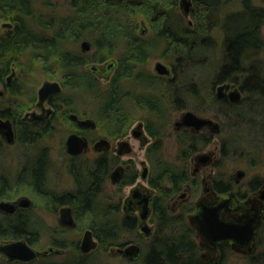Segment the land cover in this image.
Segmentation results:
<instances>
[{"label":"trees","instance_id":"trees-1","mask_svg":"<svg viewBox=\"0 0 264 264\" xmlns=\"http://www.w3.org/2000/svg\"><path fill=\"white\" fill-rule=\"evenodd\" d=\"M35 2L0 0V18L8 16L18 20L11 37H3L0 32V59L5 60V55L15 58L22 50L31 52L28 59H40L45 66L57 68L63 77V91H68H62L59 97L67 100V112H79L74 107L75 93L89 94L95 102L99 125L111 135L126 132L137 115L135 110L146 109L150 115L146 121L147 130L155 138L147 150V157L157 168L155 183L163 197L160 198L161 207L157 208L155 215L156 235L145 250L141 264H204L194 252L191 234L186 233L185 219L171 218L163 206L166 196L181 189L182 182L186 180V171L163 157V140L167 135L168 123L165 117L162 118L165 114L161 110V101L164 103L165 98L169 99L176 110L188 107L185 104L188 100L200 101L196 69L199 70L207 60V56L200 55L209 47V32L215 24L214 16L220 0H196L197 10L193 13L197 23L195 27L185 24L183 15L178 11L179 0H70L69 12L52 16H37ZM40 2L46 8L48 1ZM245 4L244 10L251 21L245 23L243 31L226 37L224 55L227 60L214 78L218 83L236 82L251 99H246L242 104H231L226 97L220 98L216 94L210 96L211 107L217 106L222 110V116L231 130L226 143L231 146V153H242L246 148L242 141L247 144L251 142L247 138L241 139L242 136L237 137L236 129L241 128L247 134V129H244L247 125L251 127L248 134L252 138L264 136V111L247 110L249 105L258 104L260 95L264 99V72H260L259 65L247 64L252 59L249 53L254 54L261 44L258 32L264 9L253 8L248 2ZM144 7H147L153 24L149 36H143L137 27L138 9ZM81 40L91 42L92 54L79 52L77 44ZM70 44L73 48H70ZM156 56L170 61L173 69L171 79L164 80L146 70L149 60ZM110 58L117 59V69L105 86L93 74L83 70L87 62L102 63ZM253 115L256 116L254 119L251 118ZM28 138L32 139L31 135ZM177 139V155L185 163L193 140H189V143L182 134ZM39 162L42 167L32 170L34 182L29 183L28 187L42 195L47 207H54L58 200L71 202L79 220L78 228L87 226L94 231L99 240L98 249L107 250L127 243L121 241V236L125 232L135 233L134 221L128 218L120 220L116 213L101 211L95 201L104 173L99 179L98 172L90 175L85 169L81 176L71 170L75 188L65 195L57 194L60 199L55 195L54 199L45 188L46 154ZM258 185L259 181L255 179L250 186L255 189ZM32 221L25 217L13 219L1 216L0 238H25L32 245L38 244L40 229ZM66 231L60 229L59 232ZM50 242L63 249V255H52L34 264H95L89 259L90 254L81 252L78 240L68 241L66 237L52 234Z\"/></svg>","mask_w":264,"mask_h":264},{"label":"flooded vegetation","instance_id":"flooded-vegetation-1","mask_svg":"<svg viewBox=\"0 0 264 264\" xmlns=\"http://www.w3.org/2000/svg\"><path fill=\"white\" fill-rule=\"evenodd\" d=\"M260 9L264 8L261 7ZM2 18H5V16L1 17L0 20ZM8 18L10 21L0 22V32L3 34V37H11L18 23V20L10 17ZM189 24L192 25V22H189ZM19 52L20 53H18L15 58L14 56L9 57L5 55L7 59H0V159H3L4 154L7 157L8 154L11 153L6 152L7 148L10 149L15 147L18 149L16 156H10L7 159L9 161L14 160L15 164L18 166L16 171L10 170L12 167L11 165L4 166V159L0 162V202L8 201L14 203V211L6 212L0 210L1 216L13 219L25 217L28 221L29 219L33 220L37 224V227L40 228L39 219L41 218L36 214V201L27 192L22 193L18 191H23L28 187L29 183L34 182L32 170H39V168L42 167L39 161L45 154L48 160L45 168V188L47 189L46 192L52 193L50 197L56 199L55 195L57 196L58 194L62 196L71 193L75 188L74 185L72 189L58 190L55 187L50 186V175L52 173V165L49 156L50 153L47 150L48 148L46 149V147L40 146L45 137L49 135L53 131L52 129L57 125L61 122L69 123L72 128L67 132L66 140L64 142V147L69 157V163L67 165L69 175L73 178L71 174V170H73L83 176L86 169L90 175H92V172H98V178L100 179L101 175L104 173L100 181L101 185L99 188V194L95 200L96 204L101 211L105 210L110 213H116L120 220L128 218L129 220L134 221L136 233V239H129L126 241L127 243L122 246H114L110 248L112 251L117 252L118 248H125L130 244L138 245L139 251L134 258L130 259L123 255V253L121 254L127 259L132 260L133 263L141 264L146 253L145 250L151 245L150 239L154 238L156 235L157 223L155 215L157 213V208L161 207L160 203H162V201L160 198L163 197V195L161 189L158 188L155 183V177L158 175L157 168L155 165H150L151 162L148 157L147 160H141L140 165H135L133 160H124L121 158H123L124 155L133 152L131 139L138 141L141 149L146 148L147 155V150L149 146L155 142V138L147 130L145 120L138 119L136 124L129 127V129L122 134L115 136L104 130L105 135L97 136L94 132L100 126L97 118H92L91 116L86 115L88 113L86 110L84 113L72 111L70 109V111L67 112V100L59 98L63 91V84L60 81L57 82L60 83L62 91L46 99L42 105L38 104V90L42 85L38 88L36 94H33L30 98L27 97V103L25 102L24 104L21 102L22 100L20 97L24 93L26 94V91H23L25 88V81L20 77L18 70L23 69L21 66L24 64L23 59L26 56L28 59L31 52H23L22 50ZM79 52L87 54L90 50H83L81 47ZM32 58L36 57L33 56ZM28 60L31 61L32 59L29 58ZM162 63L164 64V62ZM113 65V62L109 63L107 60L98 63L97 65L93 64L91 61L85 64L83 70L87 73L93 74L96 80L104 78L109 82L113 78L117 69L116 67L114 71ZM156 65L153 73L164 80L172 78V66L169 67L165 64L170 69V73L161 74L157 72ZM224 83L227 86L222 91L219 90L220 85L217 87L216 95L218 97H226L231 104H236V102L243 99V97H241L243 89L239 84L236 82H233L231 85L227 82H223V84ZM234 89H237L240 92L241 99L238 101H233L230 96V93ZM226 90H229V92L226 93ZM220 93H222V96H220ZM161 103V110L164 111L165 114L162 118L164 119V117H166L165 119H167V105L162 101ZM185 111L193 110L184 109L180 113V116L173 122L172 126L176 132V139L182 134L188 142L189 140H193L192 143L189 142L192 145V148L190 155L188 156V161L183 163L180 158H178L179 164L176 165L185 169L186 180L182 182L180 190L165 197L163 206L171 218L185 219L187 226L186 233L191 234V240L194 242V252L204 264H223L227 257L232 253H240L249 258V260H252L254 254L260 245H262L260 241L263 240L262 235H264V216L262 223L257 230L255 245H252V241L242 244L231 238L216 239V230L210 235L202 228V223L205 219V213L212 217L215 223L216 216L224 223H235L243 214H253L256 206H261L260 208L263 209L264 215V199H261L264 183L261 184L260 181L256 179L259 181V185L257 188L252 189L250 185L251 182L255 180L253 179L249 183L248 191L241 192L240 188L236 189L235 186L246 176L244 170L237 169L232 176L228 177V179L221 177V166L216 165V163H218L216 161L219 154V150H217L216 146V134H221L223 128L216 118V108H212V115H201L196 111H193L200 117L212 120L211 124L208 123L198 128L194 125L187 124L183 126L176 125V122L181 118V115ZM72 114L77 115L78 119H74ZM86 119H93L96 126H81L78 120ZM216 123H218V129L216 128ZM71 134L79 135L85 139L88 144L86 149L75 155L70 154L66 147L67 139ZM30 135L32 139L28 138ZM103 139L106 141L102 142ZM100 141L101 143L98 144ZM226 143L227 141L223 142V146L221 147L222 155L224 156L228 153L231 147L226 145ZM86 153H93L95 156L90 160L88 159V161H79V157ZM15 159H17V163ZM109 183L113 186V189L116 192L111 194L104 193ZM165 186L169 187L168 184H165ZM30 189L33 194L41 198V200L43 199L42 195L38 194L37 191L33 188ZM14 192L15 194H10ZM43 193L44 195H47L45 192ZM60 196H57V198L60 199ZM23 198H28L29 203H23ZM58 201L55 203L54 207L51 208L45 205V208L59 216L58 225L56 226L55 231L59 232L60 229L70 230L78 228L79 220L74 205L71 202ZM69 215H71L75 221V226L73 227L68 225ZM87 229L92 230L90 227H87L84 231ZM92 232L94 235L93 230ZM193 237H195V239ZM94 238L97 240L99 246L98 238L95 235ZM18 239L25 238H0V243ZM142 239H149L150 241H148L146 245H143ZM81 241L79 242V247ZM30 245L33 248L40 250L36 248V245ZM49 247L61 249L55 245ZM95 249L88 253H84L80 247L83 254H90ZM62 252L63 249H61V252L59 253ZM259 252V255H264V251ZM59 253L50 252L49 254L31 262L8 261L1 254L0 259L12 264H34L37 263L36 261H44L45 258Z\"/></svg>","mask_w":264,"mask_h":264},{"label":"rangeland","instance_id":"rangeland-1","mask_svg":"<svg viewBox=\"0 0 264 264\" xmlns=\"http://www.w3.org/2000/svg\"><path fill=\"white\" fill-rule=\"evenodd\" d=\"M41 0H36L35 2V14L38 15H64L67 12L70 11L69 1L70 0H47L48 3L46 4V8L44 7V3L40 2ZM193 5L191 6V10L188 14V16H185L183 14L182 6H181V0H179V13H181L184 17V22L187 26L195 27L196 22L193 18V13L196 9V0H192ZM245 2L250 3L251 7L253 8H264V0H220L219 8L216 9V16H214L215 24L212 26L209 35H210V42L209 47L207 51H205L206 48H204V53H201V57H206L207 60L205 61V64H201L199 70L196 69L197 74L196 78L199 83V96L201 97L199 102H194L193 100H188L185 102V104L188 105V107L184 108L196 111L198 114L201 115H212V107L211 102L212 98L210 97L211 94H217V87L223 83L215 82V74L216 72L221 70V67L226 62L227 58L225 57V39L227 36L235 35L245 28V23L249 20L246 10L245 9ZM48 8H50L48 10ZM138 32L144 31L143 36H149L152 34L153 31V24H151V20L149 18V12L147 7L138 9ZM1 21H10L8 16H5V18H2ZM189 22H192V25L189 24ZM259 37L261 40L260 47L258 51H256L254 54L249 53L250 57L252 58L250 61L247 62V64L253 63V65H259L260 72L263 74L264 72V18L261 20L259 24ZM82 41V40H81ZM76 46V45H75ZM77 47L81 49V42L77 44ZM70 48H73V46L70 44ZM92 49V48H91ZM90 49V53H93V49ZM158 55V54H157ZM24 64L21 65L23 69L18 70L20 77L23 78V81H25V88L23 91H26V94L24 93L20 99L25 104L27 103V97L33 96V94H36L38 88L42 85V83L45 80L50 81H60L62 82L63 77L61 73L58 71L57 68H53L50 66H45L40 59H32L31 61L27 59V56L23 59ZM109 63L113 62V68L114 71L117 67V59L110 58L107 60ZM157 61H162L164 64H167V66L171 67L170 61L156 56L153 59H150L146 70L154 72L155 65ZM246 62V59L244 60V63ZM93 64H98L96 62H92ZM204 63V62H201ZM250 65V66H253ZM112 68V69H113ZM263 71V72H262ZM113 72V71H112ZM110 74V73H109ZM112 75V73H111ZM173 77V74L171 75ZM102 83V85H106L108 83L107 79H97ZM228 84H233V82H227ZM225 84V83H224ZM64 93H68L67 90L63 91ZM156 92V90H154ZM229 90H226V93H228ZM243 94L239 102H236L238 104H242L246 99L249 98L248 95L244 90H242ZM159 93V92H158ZM76 103L74 104V107L79 110V112L84 113L85 110L88 112L86 115L91 116L92 118H97L95 114V102L91 98L89 94L75 93ZM259 102L258 104L254 105L251 104L248 107V111H264V99H261V95L259 96ZM164 104L167 105V135L164 137V148L162 151L163 157L172 164L178 165V143L176 139V132L173 129V122L180 116V113L184 110H176L172 103L169 101V99L164 100ZM211 107V108H210ZM197 109V110H196ZM216 106V118L220 122L223 132L221 134H216V146L217 150H219V154L217 156L216 165H220L221 169V177H224L225 179H228V177L232 176L234 172L237 169H242L246 172V176L241 179L240 183L237 184L235 187L236 189L241 190V192L248 191L249 183L253 179H258L260 183H264V136H257V138H252L249 136L248 132L251 127L245 126L244 129H247V134H244L241 130L236 129V133H238L236 136H242L241 139L247 138L251 142L242 143L244 144L243 154L242 153H231L232 150H229L228 153L224 156L222 155V149L223 142L227 141V138L230 136V129L227 127L228 122L224 119L222 116V110L218 109ZM208 110V111H207ZM137 115L134 118V121L130 125L133 126L137 123L138 119H143L145 122L147 121L148 117L150 115L147 113L146 109L135 110ZM220 115V116H219ZM256 116H251V118H255ZM166 118V117H165ZM71 125L66 122H61L59 125H57L53 131L45 137L43 142L40 144V146L46 147V149L49 151L50 156V162L52 165V173L50 177V186L55 187L58 190L62 189H72L74 187V181L71 175L68 173L67 165L69 163V157L66 153L64 142L66 140L67 132L71 130ZM95 134L97 136H103L105 135L104 128L102 126H99L95 131ZM170 132V134H169ZM232 133V132H231ZM247 135V136H246ZM249 136V137H248ZM131 145L133 147V152L130 154H126L123 156L124 160H133L135 165H140V161L143 159L147 160L146 155V148H142L139 146V142L131 139ZM6 152H11L6 155L4 154L3 159H0V162L3 160L4 166L5 165H11L12 171H16L18 169L17 164H15L14 160H7L10 156H16L18 149L15 147L10 148L6 150ZM6 153V154H7ZM93 153H86L83 156L79 157V161H88V159H92L94 157ZM16 163H17V159ZM150 165H152L150 163ZM52 182V183H51ZM22 193H28L32 196V198L36 201V210H37V216L40 217V240L38 244H36V248L40 250L47 249L49 246H51L50 242V236L52 234H55L56 236L62 238L66 237L68 241L72 240H78L79 242L82 240L84 235V230L87 228V226H84L83 228L79 229H70L66 232H56L55 228L58 225V214H55L51 212L49 209L45 208L44 201L41 200L38 196L33 194L31 189L27 187L23 191H18ZM113 186L108 184L106 187L104 193L111 194L114 193ZM11 195L15 194L10 193ZM1 217V214H0ZM36 218V217H34ZM263 240L260 241L262 245L258 248L256 253L254 254V260H249V258L245 257L244 255L240 253H232L227 257V259L224 261L223 264H255L253 261H256L258 263L264 262V255H259V251H264V235H262ZM195 239V237H193ZM134 240L136 239V233H128L125 232L121 236V241H127V240ZM151 240V239H150ZM148 240L142 239L143 245H146ZM57 247V246H56ZM62 256L63 254H57V256ZM259 255V256H258ZM256 256V257H255ZM56 259H59L58 257ZM89 259L95 264H134L132 260L127 259L124 257L121 253L114 252L111 250V248L105 250V249H95L92 253H90ZM38 262V261H36ZM0 264H12L5 262L4 260L0 259Z\"/></svg>","mask_w":264,"mask_h":264},{"label":"water","instance_id":"water-1","mask_svg":"<svg viewBox=\"0 0 264 264\" xmlns=\"http://www.w3.org/2000/svg\"><path fill=\"white\" fill-rule=\"evenodd\" d=\"M181 6L183 10V14L188 16L191 6L192 0H181ZM81 47L83 50H90L92 45L89 40H84L81 43ZM156 70L161 74H169L170 69L163 64L162 62H157ZM227 85L221 84L219 86V90L222 91ZM62 91L61 85L57 81H45L42 86L38 90L39 94V105H42L44 101L54 94H58ZM222 96V93H220ZM230 96L233 101H238L240 99V92L237 89H234ZM74 119H78L77 115L72 114ZM81 126H93L95 127V121L93 119L86 120H78ZM211 124L212 120L209 118H203L195 114L193 111H185L181 118L176 122L177 126L183 125H194L197 128L202 127L205 124ZM216 128L218 129V123H216ZM106 140H102L105 142ZM101 141L98 143L100 144ZM97 144V146H98ZM87 141L80 137L77 134H71L66 142L67 151L70 154H78L87 148ZM261 199H264V188L261 193ZM22 202L27 204L29 203L28 198H23ZM14 203L8 201L0 202V210L6 212L14 211ZM261 207V206H260ZM259 206H256L255 212L253 214H243L240 216L235 223H224L221 219L216 216V223L212 217L208 216L205 213L204 221L202 223V228L208 232V234L212 235L216 230V239L222 238H231L238 243L245 244L247 242L252 241L255 245V238L257 234V230L260 227L263 220V209ZM69 213V212H68ZM145 218V217H144ZM63 222V221H62ZM68 225L73 227L75 226V221L71 215H69ZM216 228V229H215ZM98 242L94 238L93 232L90 229H87L84 232L82 241H81V250L84 253H88L91 250L97 248ZM139 251V246L136 244H130L125 248H118L117 252L123 253L126 257L132 259L134 258ZM50 252H61V249L49 247L45 250H37L33 248L25 239H18L12 241H5L0 243V254L3 255L8 261H22V262H31L37 258L45 256Z\"/></svg>","mask_w":264,"mask_h":264}]
</instances>
